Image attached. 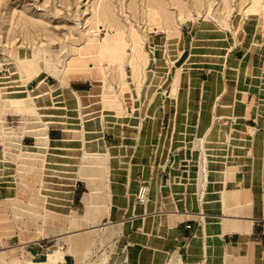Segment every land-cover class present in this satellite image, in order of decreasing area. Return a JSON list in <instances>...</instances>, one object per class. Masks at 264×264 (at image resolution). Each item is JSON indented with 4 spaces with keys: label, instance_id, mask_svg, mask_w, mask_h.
I'll return each mask as SVG.
<instances>
[{
    "label": "crops",
    "instance_id": "obj_1",
    "mask_svg": "<svg viewBox=\"0 0 264 264\" xmlns=\"http://www.w3.org/2000/svg\"><path fill=\"white\" fill-rule=\"evenodd\" d=\"M199 27L144 29L138 59L38 82L45 136L18 145L75 185L58 227L112 233L135 264H264L263 40Z\"/></svg>",
    "mask_w": 264,
    "mask_h": 264
},
{
    "label": "rangeland",
    "instance_id": "obj_2",
    "mask_svg": "<svg viewBox=\"0 0 264 264\" xmlns=\"http://www.w3.org/2000/svg\"><path fill=\"white\" fill-rule=\"evenodd\" d=\"M249 2L0 0V264H62L67 255L76 264H135L128 244L112 233L77 231L63 223L58 227L61 219H72L68 211L74 184L53 175L55 157L46 154L43 163L41 157H33L18 145L43 140L31 89L44 78L57 82L60 70L77 54L76 46L85 43L84 28L93 30L97 21L109 30L118 24L126 31V56L135 46L133 59H138L145 41L143 30L155 32L148 28V18L155 10L160 29L172 30V37L182 32L186 36L187 26L198 24L201 30L224 29L230 41L238 37L253 44L261 38L262 49L264 18L246 20L244 9ZM104 35L102 30L98 39ZM84 58L88 63L100 60L97 54ZM102 58L113 63L108 56ZM122 73L117 65V74ZM29 127L35 130L27 133ZM11 143L15 144L12 149Z\"/></svg>",
    "mask_w": 264,
    "mask_h": 264
},
{
    "label": "bare ground",
    "instance_id": "obj_3",
    "mask_svg": "<svg viewBox=\"0 0 264 264\" xmlns=\"http://www.w3.org/2000/svg\"><path fill=\"white\" fill-rule=\"evenodd\" d=\"M244 14L246 16V20L260 16L264 18V0H250L247 7L244 9ZM254 19V18H253ZM148 28L150 27L152 30L158 31L161 30L159 20L157 18L156 11L153 10L150 13V16L148 18ZM163 28V27H162ZM85 31H83V34L85 36V43L83 45H77L76 46V52L77 54L73 55L65 64L64 68H62L60 78L62 80L68 76V74L73 75L75 73L82 74L85 72V75H89V71L91 68H95V65L102 59L104 56H108L110 58V61L113 63L120 62L121 59L127 55V39H126V31L119 27L118 24H116L115 29H107L105 27V24L100 23V21H97V24L95 28L90 29L85 27ZM104 30L105 35L102 37V39H98L100 36V32ZM137 47H131V51L129 54V57L131 59L135 58ZM74 54V53H73ZM96 55L100 58L98 61L93 62H87L84 58L86 55ZM76 60H80L82 63L86 62L85 65H82L79 62H75ZM89 64H93V66H90ZM25 67L26 66L25 64ZM30 70V67H28ZM99 73V72H98ZM65 74V75H64ZM100 74V73H99ZM58 77V78H59ZM101 77V76H100ZM45 79V78H44ZM41 79L39 82H42ZM41 88V87H40Z\"/></svg>",
    "mask_w": 264,
    "mask_h": 264
},
{
    "label": "built area",
    "instance_id": "obj_4",
    "mask_svg": "<svg viewBox=\"0 0 264 264\" xmlns=\"http://www.w3.org/2000/svg\"><path fill=\"white\" fill-rule=\"evenodd\" d=\"M257 58L264 60V46L262 49H260L257 53ZM147 198V186H145L144 184H141L137 190V194H136V199L139 202H144ZM261 226H262V234L264 235V220H262L261 222ZM187 228H190V225L186 226Z\"/></svg>",
    "mask_w": 264,
    "mask_h": 264
}]
</instances>
